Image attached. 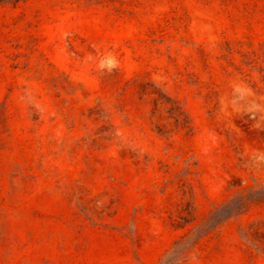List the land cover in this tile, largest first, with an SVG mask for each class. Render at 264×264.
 <instances>
[{
	"label": "rangeland",
	"instance_id": "1",
	"mask_svg": "<svg viewBox=\"0 0 264 264\" xmlns=\"http://www.w3.org/2000/svg\"><path fill=\"white\" fill-rule=\"evenodd\" d=\"M0 264H264V0H0Z\"/></svg>",
	"mask_w": 264,
	"mask_h": 264
},
{
	"label": "trees",
	"instance_id": "2",
	"mask_svg": "<svg viewBox=\"0 0 264 264\" xmlns=\"http://www.w3.org/2000/svg\"><path fill=\"white\" fill-rule=\"evenodd\" d=\"M190 238L188 239H182V240H179L175 243L174 245V250L171 252L170 256L168 257V259L166 260L165 263H169L170 261H172L174 258H176V256L179 254L180 251H178V248L180 250V247L183 248L184 245H186L187 241L189 240Z\"/></svg>",
	"mask_w": 264,
	"mask_h": 264
}]
</instances>
